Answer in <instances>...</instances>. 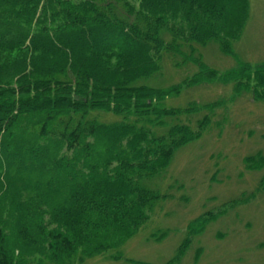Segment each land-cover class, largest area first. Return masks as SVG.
Masks as SVG:
<instances>
[{"label":"trees","instance_id":"1","mask_svg":"<svg viewBox=\"0 0 264 264\" xmlns=\"http://www.w3.org/2000/svg\"><path fill=\"white\" fill-rule=\"evenodd\" d=\"M250 8V0H0V174L16 191L8 208L0 198V264H75L137 232L159 197L144 180L165 172L221 105L167 99L218 74L195 44L236 56L232 41ZM166 56L199 71L145 83ZM239 65L230 79L263 101L264 64L256 89L241 84L251 66ZM244 160L259 168L264 155Z\"/></svg>","mask_w":264,"mask_h":264},{"label":"rangeland","instance_id":"2","mask_svg":"<svg viewBox=\"0 0 264 264\" xmlns=\"http://www.w3.org/2000/svg\"><path fill=\"white\" fill-rule=\"evenodd\" d=\"M250 4L242 34L232 41L236 56L221 52L215 42L195 44L203 61L218 74L210 82L185 88L177 99H167L171 105L189 101L221 105L211 112L212 120L201 136L175 152L165 172L144 180L159 193L149 219L119 249L110 248L75 264H264V187L260 184L264 163L249 168L244 160L249 154L264 155V100L230 79L243 71L239 64L248 62L250 72L239 80L256 89L254 70L264 64V0H250ZM166 57L158 76L145 83L166 86L199 71L193 62L181 63L180 56ZM61 175L58 170L56 177ZM11 182L0 174V198L6 208L16 194ZM209 213L214 215L201 232H188L190 221ZM189 234L190 243L178 251Z\"/></svg>","mask_w":264,"mask_h":264}]
</instances>
